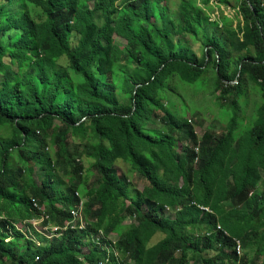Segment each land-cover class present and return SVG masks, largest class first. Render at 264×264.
Here are the masks:
<instances>
[{
  "label": "trees",
  "instance_id": "trees-1",
  "mask_svg": "<svg viewBox=\"0 0 264 264\" xmlns=\"http://www.w3.org/2000/svg\"><path fill=\"white\" fill-rule=\"evenodd\" d=\"M162 2L0 0L19 9L0 13V130L9 132L0 136V264H99L110 244L92 241L99 231L117 235L114 247L132 264H225L230 240L204 235L217 224L241 240L242 264H264V0H241L236 27L225 15L210 21L211 0H179L176 49ZM186 35L203 44L202 59ZM210 66L223 99L248 82L258 86L263 105L252 130L237 134L232 102L227 132L199 138L162 102L170 79L194 85ZM155 110L162 129L150 125ZM117 160L146 180L141 192L120 176ZM79 198L87 200L84 230L50 240L35 232L38 245L14 226L40 216L33 199L45 208L43 225L63 226ZM111 257L107 264H116Z\"/></svg>",
  "mask_w": 264,
  "mask_h": 264
},
{
  "label": "rangeland",
  "instance_id": "rangeland-1",
  "mask_svg": "<svg viewBox=\"0 0 264 264\" xmlns=\"http://www.w3.org/2000/svg\"><path fill=\"white\" fill-rule=\"evenodd\" d=\"M227 1H229L227 4L221 3L220 12L218 8L220 0L212 1L214 5L212 6L216 7L214 8L215 12L219 13V16L217 15L219 23H221V15L228 14L231 16L229 18L233 21L234 27L239 23L242 24L243 19L241 15L238 14L241 0ZM178 3L179 0H167V2H162L159 6H157V10L160 8L165 10L166 17L163 21V24L169 33L167 41L169 42L170 47L173 49L177 48L176 40L179 37L175 34V29L178 25ZM197 5L200 7L203 6L199 0ZM88 6L92 7V3H88ZM4 8H7L11 13H16L19 10L17 5L12 7L8 6L7 3H3L0 6V13ZM29 8L36 20H44L45 17L39 8H36L33 5H30ZM211 18L214 20V16H211ZM100 23L101 21L98 20V24ZM218 33L221 34V31H218ZM184 39L188 41L187 46L189 47L190 52L198 59H202L204 53L203 44L201 42L192 41L187 35L184 36ZM77 40V37H71L70 44L72 47L77 44ZM114 42L121 47H123L126 43L125 40L116 35L114 36ZM237 57L238 54L233 53V58ZM58 64L61 67L65 66L63 59L59 60ZM215 82L216 73L212 66H210L205 76L194 85L183 82L177 76H175L168 81L167 89L162 97V102L168 105V107L179 116L188 119L194 126L195 132L199 138L207 131L213 132L217 136L227 132L231 124V118H233L235 115L232 102H236L238 108L235 127L237 134L241 135L249 130H252L254 123L258 119L259 109L263 105V98L258 86H256L254 82H248L243 86L244 90L242 89L241 94L231 92L227 94L225 99H223L222 95H220L219 89H217L215 86ZM161 114L162 113L158 110L154 111L152 115V121L150 122L151 127L156 129L163 128L162 123L158 119L160 118ZM8 135V130H0V136L7 137ZM185 144V141L181 140L180 147H183ZM80 149L81 147L78 148V150ZM80 161H83L85 167L93 176L92 178L96 177L92 165H90L89 162L85 161L84 159ZM14 163H16V160ZM114 167L119 171L121 177L126 178L128 182H130L133 189L141 192L146 186V180L137 171L132 170L123 160H117ZM35 176L40 180L42 178L40 172H36ZM261 178L262 183L259 184L258 190H261L262 184L264 182L263 172H261ZM66 183H68L67 180ZM130 222L131 219L128 218L126 223ZM111 238L116 240L118 239V236L112 235ZM84 252H87V250L84 249Z\"/></svg>",
  "mask_w": 264,
  "mask_h": 264
},
{
  "label": "built area",
  "instance_id": "built-area-1",
  "mask_svg": "<svg viewBox=\"0 0 264 264\" xmlns=\"http://www.w3.org/2000/svg\"><path fill=\"white\" fill-rule=\"evenodd\" d=\"M212 1L213 0H211V2H210L211 6L213 5ZM218 6H219L218 7L219 12H220L221 1H220ZM214 8H216V7H213V9ZM238 14L240 15L239 11H238ZM217 15L219 16V13L215 12V9H214V11H212V13L209 12L210 21H218ZM211 16H214V20L211 18ZM225 16L231 17L228 14H225ZM241 17H242V15H241ZM242 23H243V21H242ZM47 150H48V148H46V151ZM77 161H79V160L77 159ZM75 196H78V193H75ZM86 201L87 200L85 198H79L78 203L73 208H71V210H70V214L72 216V219L70 221H66L63 224V226H55V225H51L49 223L46 225H43L44 222L46 220H48V216L46 215L45 208H44V206L41 207L37 203V201L33 199V201H32L33 205L41 213L40 216L37 218L31 219V220H25L23 222L20 221L19 223H14V226H15L16 230L27 235V237L34 240V242L37 243L38 245H40V242L36 238L35 232L41 234L42 236L46 237V239L50 240L53 238L61 237L62 234L68 229L84 230L87 228V222L85 221V218L83 216V209H84ZM191 206L196 207L202 213L212 214V212L208 208L198 206L195 203H192ZM167 212L172 214L171 210L168 207H167ZM3 218H4L3 216H0V220H2ZM130 219H131V222L134 221V217L130 218ZM219 233L222 234L223 237L230 240V247L227 251L232 254V260L226 262L225 264H242V260L244 257V249H243L241 240H239L237 238H230L229 234L226 231H224L221 228V226L218 224L215 226V228L212 231H206L204 233V235H205V237H210L212 234H219ZM11 235H12V233H11ZM10 239L11 238H8L6 241L8 242ZM104 239L108 240L110 242V244L105 246L107 256H106L105 260L101 261L99 264H107L108 262H110V260L112 259V257H111L112 255L114 256V260H115L116 264H132V262L129 258L125 262L121 256L120 252L114 247V245L117 242V239L116 240L112 239L111 236L105 237L103 231H99L98 234H96L95 236L92 237V241L97 245H100L101 241ZM84 249H86L88 252L87 247Z\"/></svg>",
  "mask_w": 264,
  "mask_h": 264
}]
</instances>
